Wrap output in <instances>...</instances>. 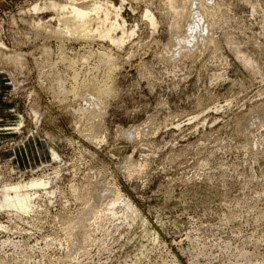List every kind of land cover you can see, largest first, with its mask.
Listing matches in <instances>:
<instances>
[{
    "label": "rangeland",
    "instance_id": "1",
    "mask_svg": "<svg viewBox=\"0 0 264 264\" xmlns=\"http://www.w3.org/2000/svg\"><path fill=\"white\" fill-rule=\"evenodd\" d=\"M0 264H264V0H0Z\"/></svg>",
    "mask_w": 264,
    "mask_h": 264
},
{
    "label": "bare ground",
    "instance_id": "2",
    "mask_svg": "<svg viewBox=\"0 0 264 264\" xmlns=\"http://www.w3.org/2000/svg\"><path fill=\"white\" fill-rule=\"evenodd\" d=\"M72 12L74 13L73 17H71L69 19V17L67 18V21L69 20V22H71L70 20H73L77 23V25H72L73 27H71V25L67 28V31H72L74 34H78V33H81L80 31V28H84V25H85V22L87 21L88 19V16H89V13L88 12H85L83 10H80L79 8L77 7H73L72 9ZM66 21V20H65ZM68 22V23H69ZM72 23V22H71ZM115 24H112V27H114ZM71 27V28H70ZM84 31V30H82ZM81 37V35H79ZM83 36V35H82ZM105 37H111L110 34H109V31H106L105 34H104ZM112 39V38H111ZM45 182L43 180H38L36 181L33 186L35 185H44ZM46 185V184H45ZM44 185V186H45ZM15 188V187H14ZM17 189V188H16ZM118 196V195H117ZM119 196H120V193H119ZM9 198V197H8ZM15 198H18V200L20 201V205L22 206V208L24 209H27L28 207V194H23V195H20L19 192H16V195H15ZM14 198V199H15ZM13 199V198H12ZM10 201V200H9Z\"/></svg>",
    "mask_w": 264,
    "mask_h": 264
}]
</instances>
